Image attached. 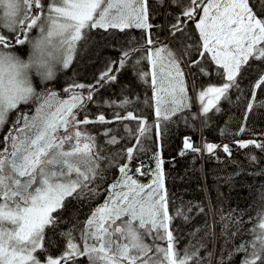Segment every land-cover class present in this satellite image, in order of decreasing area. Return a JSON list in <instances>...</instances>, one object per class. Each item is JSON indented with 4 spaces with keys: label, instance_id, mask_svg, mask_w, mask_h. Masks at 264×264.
<instances>
[{
    "label": "snow or ice",
    "instance_id": "obj_1",
    "mask_svg": "<svg viewBox=\"0 0 264 264\" xmlns=\"http://www.w3.org/2000/svg\"><path fill=\"white\" fill-rule=\"evenodd\" d=\"M171 3L180 11L169 23L168 35L182 54L154 35L153 29L162 26L152 22L151 0H0V28L10 34H0V48L17 52L37 34L39 43L56 39L64 70L93 48L97 54L104 48L117 53L91 83L57 88V76L50 72V83L39 89L35 85V91L31 86L6 90L0 84V264H236V256L239 264H264V210L246 221L235 209L220 215L224 245L218 253L207 251L205 241L215 238V224L208 222L192 230V239L181 248L176 221L188 225L190 213L204 208L181 202L170 211L173 201L160 152L153 151L147 162L141 159L148 151L143 140L152 130L158 142L162 125L191 107L188 75L194 77L191 89L198 92L205 119L211 111H221V102L230 101V93L240 92L247 79L246 123L258 90H264V0ZM134 30L139 38L129 37L116 48L117 34L127 37ZM128 68L151 90L143 100L152 111L151 123L131 108L139 96L103 100L119 109L111 118L99 109L89 111L96 95ZM197 75L208 77V83L197 85ZM213 76L218 82H212ZM133 121L135 128L129 126ZM89 125L98 127L90 130ZM246 130L242 124L235 135ZM233 143L264 151V140ZM184 149L201 151L187 137ZM203 150L231 156L228 144L205 142ZM249 160L258 163L254 155ZM110 171L115 175L109 176ZM257 198L264 202V185ZM236 239L241 242L235 244Z\"/></svg>",
    "mask_w": 264,
    "mask_h": 264
},
{
    "label": "trees",
    "instance_id": "obj_2",
    "mask_svg": "<svg viewBox=\"0 0 264 264\" xmlns=\"http://www.w3.org/2000/svg\"><path fill=\"white\" fill-rule=\"evenodd\" d=\"M0 31L7 33L5 36L10 35L6 29L0 28ZM120 42L122 40L116 44V48L124 46V43L121 44ZM170 46L172 47V45ZM179 49L182 54L181 48ZM173 50L175 49L173 48ZM17 51L26 54L28 50L25 46L22 49H17ZM116 55L117 53L113 48L99 49L98 54L97 48H93L84 59H81L78 54L69 69H61L56 74L57 87L60 84L67 86L69 83L74 82L91 83L93 76L105 69L107 58H115ZM90 60L92 62H89ZM144 70L148 71L149 69L145 68ZM189 70L191 73H197V69L195 68ZM185 71L188 72L187 68H185ZM73 72L77 73L75 77L73 76ZM193 79L192 75L187 76L190 86L188 95L191 107L182 116H178L172 122L162 125V135L158 142L156 141L155 129L152 130L148 137L143 140V147L148 151L147 154L141 155V159L147 162L152 156L153 151L158 150L160 152L161 158L164 161L166 187L170 193V200L173 201L170 204V211L179 206L181 202L184 204L188 202H191L193 205L199 204L204 208L203 213H199L197 209H194L190 213L193 219L188 225H183L181 220L176 221L177 225H181L180 247L182 248L189 239H192L189 235L192 230L197 227L203 228L205 223L208 222L215 224V238L211 241H205L207 243V251L218 253L219 249L224 245V238L220 236L221 224L217 222L220 215L227 214L235 209L244 213L246 221L249 216L255 217L258 211L264 210V202H261L257 198L259 186L264 185V175H248L249 173L264 172V167L252 170L241 169L231 174L210 176L209 164L212 161V156L206 155L200 161L198 152L184 149L183 140L185 136L190 138L194 147L198 146L199 139L208 143L220 141L222 139L220 128L223 121L232 113L245 112V103L243 101L249 94V83L246 79L241 83L240 92L233 90L230 93V101L221 102L219 105L221 111H211L208 114V118L205 119L201 115L198 106V92L191 89ZM212 82H218L215 76L212 77ZM195 83L197 85H206L208 77L197 75ZM192 92L195 93V99ZM124 95L130 96L132 99H135L136 96L140 97V101L134 103L131 108L138 109L151 123L152 111L148 105L143 103L146 95L151 96V90L132 74L131 68L119 74L117 83L106 86L96 95L95 102L88 105L89 111L91 113H98L99 109L100 111H104L108 118H111L112 111H119V109L114 108V106L109 107V105L103 104L102 101L119 100ZM238 96L240 99H237ZM261 96H264V90H258L256 98ZM129 126L135 128L136 124L134 121L129 122ZM95 127L98 126H88L90 130ZM120 134L125 135L122 128L120 129ZM131 143H135V141ZM182 152L183 155H181ZM219 153L224 154L223 152ZM113 175L115 173L110 171L109 176ZM99 202H102V198ZM83 211L87 212V207ZM253 223H256V221L254 220ZM249 227L251 225L245 224V228ZM202 235L203 232L199 233L195 239H199ZM244 238L249 239L250 237L245 236ZM240 242V239L234 241L235 244H239ZM201 255H205L203 250L201 251ZM240 259V256L235 257L236 264H239Z\"/></svg>",
    "mask_w": 264,
    "mask_h": 264
},
{
    "label": "clouds",
    "instance_id": "obj_3",
    "mask_svg": "<svg viewBox=\"0 0 264 264\" xmlns=\"http://www.w3.org/2000/svg\"><path fill=\"white\" fill-rule=\"evenodd\" d=\"M41 39L40 34L32 39L27 56H21L12 49L0 48V84L6 90L17 86H31L35 91L33 76L43 84L47 82L50 72L54 76L58 74L63 50L56 39L51 43L47 39L39 43Z\"/></svg>",
    "mask_w": 264,
    "mask_h": 264
},
{
    "label": "rangeland",
    "instance_id": "obj_4",
    "mask_svg": "<svg viewBox=\"0 0 264 264\" xmlns=\"http://www.w3.org/2000/svg\"><path fill=\"white\" fill-rule=\"evenodd\" d=\"M0 34L6 35L0 31ZM37 33L33 32L32 35L35 36ZM27 50L28 46L26 45ZM21 56H27L17 51ZM180 52V49H179ZM61 70V69H60ZM33 80L38 89L41 87V81L33 76ZM47 83V82H46ZM66 98V97H65ZM232 113L224 123V129L227 135L222 137L221 141L228 140L230 137L235 136V133L239 132L242 124L246 127V131L242 133V136H247L255 134L264 137V96L258 97L254 101V106L252 110L248 113V118L246 123L244 122L245 112L241 114ZM6 131V128H5ZM2 135V133H0ZM217 142V143H218ZM254 155L257 158L258 163H252L249 160V155ZM264 167V151H261L253 146L241 149L238 146L231 148V156L225 155H214L211 163L209 164V174L210 176H215L218 174H231L241 169L252 170L255 168Z\"/></svg>",
    "mask_w": 264,
    "mask_h": 264
},
{
    "label": "flooded vegetation",
    "instance_id": "obj_5",
    "mask_svg": "<svg viewBox=\"0 0 264 264\" xmlns=\"http://www.w3.org/2000/svg\"><path fill=\"white\" fill-rule=\"evenodd\" d=\"M182 3H186L187 0H181ZM151 4H152V8L154 11V17H153V24L154 25H160L162 27H157L153 29V33L156 36H159L163 39H165L170 45H173L171 42H173L175 45H177V47L180 48V46L177 44V42L168 35V27H169V23H175V16L179 14L180 11V7L179 5H175L171 3V0H163V3L161 2V0H151ZM171 12L172 15L168 16L167 14ZM161 21H163V23H161ZM188 28H192L193 26L191 24L187 25ZM193 35H195V33H193ZM140 33L138 30H134L131 31L127 34V37L124 36L123 34H117V39L120 41L122 40V42H120L121 44L124 43V41L129 38V37H136L139 38ZM171 39V41H169L168 39ZM58 88V87H57Z\"/></svg>",
    "mask_w": 264,
    "mask_h": 264
},
{
    "label": "built area",
    "instance_id": "obj_6",
    "mask_svg": "<svg viewBox=\"0 0 264 264\" xmlns=\"http://www.w3.org/2000/svg\"><path fill=\"white\" fill-rule=\"evenodd\" d=\"M250 139H260V140H264V137L263 136H258V135H255V134H251V135H247V136H242L240 134V135L232 136L228 140H225L223 142H218L216 144H218V145H224V144L233 143L236 140H250ZM203 147H204V145H203V142L201 141L200 142V146H199V149H201V151L199 152L200 153V158H202V156L204 154H208L206 151L203 150Z\"/></svg>",
    "mask_w": 264,
    "mask_h": 264
},
{
    "label": "crops",
    "instance_id": "obj_7",
    "mask_svg": "<svg viewBox=\"0 0 264 264\" xmlns=\"http://www.w3.org/2000/svg\"><path fill=\"white\" fill-rule=\"evenodd\" d=\"M241 113H242V112H240V113H236V114H241ZM236 114H234V115H236ZM230 115H232V114H230ZM230 115H228V116L225 118V120L223 121V123H222V125H221L220 132H221V136H222V137H224V136L227 135V132H226V130L224 129V123H225V121L228 119V117H229Z\"/></svg>",
    "mask_w": 264,
    "mask_h": 264
},
{
    "label": "water",
    "instance_id": "obj_8",
    "mask_svg": "<svg viewBox=\"0 0 264 264\" xmlns=\"http://www.w3.org/2000/svg\"><path fill=\"white\" fill-rule=\"evenodd\" d=\"M193 96H195V95H193Z\"/></svg>",
    "mask_w": 264,
    "mask_h": 264
}]
</instances>
